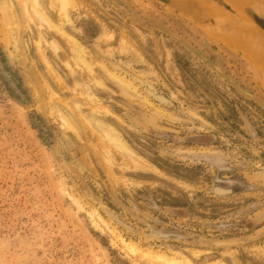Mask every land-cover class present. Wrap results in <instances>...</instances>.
<instances>
[{
    "label": "rangeland",
    "instance_id": "rangeland-1",
    "mask_svg": "<svg viewBox=\"0 0 264 264\" xmlns=\"http://www.w3.org/2000/svg\"><path fill=\"white\" fill-rule=\"evenodd\" d=\"M178 1L184 10L41 0L83 47L82 66L58 32L47 36L63 52L36 43L42 63L29 25L55 30L31 0H0V62L16 87L0 75V264H163L157 254L264 264V68L209 37L213 17L189 10L214 1L236 15L224 1Z\"/></svg>",
    "mask_w": 264,
    "mask_h": 264
},
{
    "label": "bare ground",
    "instance_id": "bare-ground-1",
    "mask_svg": "<svg viewBox=\"0 0 264 264\" xmlns=\"http://www.w3.org/2000/svg\"><path fill=\"white\" fill-rule=\"evenodd\" d=\"M27 0H22L25 3ZM38 8V14L40 18L56 32L65 36L71 46L72 52L76 63L82 65L83 58L81 57L83 47L78 43L76 39L64 34L49 17L42 11L40 7L41 0H31ZM59 4L64 8L69 6L70 0H57ZM192 0H189V2ZM229 5L236 13V15L230 14L222 6L207 1L190 2V12L193 14H209L213 17L215 25L209 26L205 29L208 36L213 40L225 45L232 51L240 53L244 59L255 68H264V31L251 21V19L244 13V10L248 7H264V0H222ZM9 2L1 3V8L6 13L10 8ZM189 5V4H188ZM66 13V12H64ZM66 21L71 23V20L65 15ZM10 24L12 23L9 22ZM13 24V23H12ZM14 31V30H13ZM12 30L9 32L8 39L10 43L17 42ZM17 39V38H16ZM14 44V43H13ZM12 44V45H13ZM15 48V47H14ZM18 49H15L16 52ZM83 66V65H82ZM121 87L130 89V82L120 75L111 76ZM107 111V110H106ZM161 115V114H160ZM93 128L103 136V140L109 143H113L116 149L122 153L130 154L131 149L127 143L115 132L114 129L108 127L101 122H95L91 124ZM108 143V144H109ZM145 163V162H144ZM143 163V164H144ZM147 166V165H146ZM156 258L163 264H186L185 262L178 260L174 257H168L163 254H157Z\"/></svg>",
    "mask_w": 264,
    "mask_h": 264
},
{
    "label": "crops",
    "instance_id": "crops-1",
    "mask_svg": "<svg viewBox=\"0 0 264 264\" xmlns=\"http://www.w3.org/2000/svg\"><path fill=\"white\" fill-rule=\"evenodd\" d=\"M16 15H19L18 16V20H19V23L20 24L21 23L22 24H29L24 18H22V14L20 15V13H18V14L16 13ZM49 19L52 21V23H54V25L58 26V24H56V22H54L51 18H49ZM32 28L35 29L34 32L36 33V35H34V38L31 37L30 35H27L28 40L30 42V48H34L33 53L40 58V60L42 61V63H43V59L42 58L47 59L46 58L47 50L43 49L44 43H41V49H43V51H42L43 53L42 54L39 53V51H38V49L36 47V43L38 42V40H39L40 37L45 41V43L47 44L46 46L48 47V49L50 51L52 50V48H56L57 49L56 50V54H58L60 52H63V49L60 46L58 40L56 38H54L53 36H51L50 38L47 36L48 34H51L50 32L54 33L56 36H61V35H59L55 31H53L52 29H48L47 31H41V30L37 29L38 26H37V23L36 22H34L33 25H29L30 32H33L32 31ZM25 32H27V31H25ZM23 40L26 41L25 38ZM19 50H20L19 54L25 56V59L24 60L28 61V57L30 55V49H28V47H25V46L23 47V45L21 43ZM41 56H42V58H41Z\"/></svg>",
    "mask_w": 264,
    "mask_h": 264
},
{
    "label": "water",
    "instance_id": "water-1",
    "mask_svg": "<svg viewBox=\"0 0 264 264\" xmlns=\"http://www.w3.org/2000/svg\"><path fill=\"white\" fill-rule=\"evenodd\" d=\"M156 1H159L177 11L184 10V7L179 3L178 0H156ZM210 2H214V1H210ZM222 7L226 9L224 6ZM226 10L228 11V9ZM244 13L251 19L253 23H255L257 26H259L264 31V7L255 8L251 6V7L246 8L244 10ZM0 75L7 81V83L12 87V89L16 91V87L14 83L11 81L6 71L3 69L1 62H0Z\"/></svg>",
    "mask_w": 264,
    "mask_h": 264
},
{
    "label": "trees",
    "instance_id": "trees-1",
    "mask_svg": "<svg viewBox=\"0 0 264 264\" xmlns=\"http://www.w3.org/2000/svg\"><path fill=\"white\" fill-rule=\"evenodd\" d=\"M177 64H178V66H180V67H181V65H180V63H179V62H177Z\"/></svg>",
    "mask_w": 264,
    "mask_h": 264
}]
</instances>
